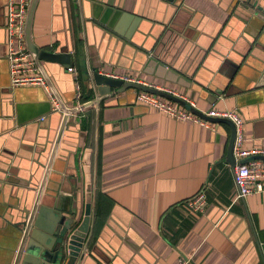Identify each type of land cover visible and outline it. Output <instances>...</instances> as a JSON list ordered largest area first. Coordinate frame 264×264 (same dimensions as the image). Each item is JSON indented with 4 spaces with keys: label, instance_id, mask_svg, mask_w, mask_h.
I'll return each mask as SVG.
<instances>
[{
    "label": "crops",
    "instance_id": "crops-1",
    "mask_svg": "<svg viewBox=\"0 0 264 264\" xmlns=\"http://www.w3.org/2000/svg\"><path fill=\"white\" fill-rule=\"evenodd\" d=\"M108 2L39 0L35 11L34 45L71 55L82 98L96 99L85 74L95 58L101 74L174 91L201 114L237 111L244 148H264V12L252 0H115L129 16L120 30L138 24L130 40L109 33L107 24L122 16L106 13ZM7 26L8 0H0V264H16L26 210L43 186L41 206L77 203L83 218L95 198L82 264H177L181 256L192 264H264V194L236 200L233 130L225 123L174 120L138 103L133 89L80 110L69 67L41 61L65 108L79 109L46 177L65 113L53 111L40 86L10 87ZM144 55L185 86L146 73ZM202 191L205 213H189L182 204Z\"/></svg>",
    "mask_w": 264,
    "mask_h": 264
},
{
    "label": "water",
    "instance_id": "water-1",
    "mask_svg": "<svg viewBox=\"0 0 264 264\" xmlns=\"http://www.w3.org/2000/svg\"><path fill=\"white\" fill-rule=\"evenodd\" d=\"M29 9L26 23V31H25V42L27 50L32 54L35 59L37 65L40 68L41 73L45 76L47 81L50 84V80L45 72V69L41 65V61L48 63H56L61 64L65 67H69L71 65V55L70 54H56L50 53L44 50H40L34 45L32 38L33 31V22L34 15L38 5L39 0H29ZM172 1V0H166ZM107 6L110 10H106L107 12L111 11V16L117 20V18L121 15L122 19L118 20V24L115 23L113 25H109L111 28L109 30L115 32L116 34L122 36L126 40H130L132 35L137 29L138 24L129 25L127 30H125V34L120 30L124 28L125 24L128 23L129 16L128 14L123 13L121 9L117 11V6L115 5V0H109ZM251 7L254 11H263L264 12V0H252ZM113 11V12H112ZM121 11V12H120ZM130 15V14H129ZM261 19L264 21V16H261ZM125 20V24H121V22ZM143 65L147 67L146 73H150L152 69L156 70V77L161 79H166L167 81L176 83L179 82L182 86H185V79L183 77H179L173 70L169 69L168 66L159 62L155 58H149L147 55H144ZM101 67L97 65V60L87 58L86 60V72L85 74L88 76L89 82L92 85V89L96 94V99L94 101H90L85 104V108L97 105L99 107L102 99L113 95V90H116L117 93L126 92L129 89L133 90H141L145 92H149L154 95L161 96L167 100L172 102H176L177 104L187 108L194 113L201 115L198 110L191 108L185 102L180 99L167 94L162 91L154 90L152 88H148L135 83H125L123 80H116L111 77L106 76L105 74H101L99 69ZM264 79V78H262ZM261 85H264V81L260 82ZM51 85V84H50ZM190 87V86H189ZM53 94L59 101L60 107L62 111L65 113L62 126L55 144V148L51 155V159L48 164L46 177L50 171L52 166V161L54 159V155L56 153L57 145L59 144L63 133L65 131L66 125L68 124L69 115L78 112V108L76 109H68L62 104L58 94L55 89L51 85ZM209 122L214 123H225L229 125L232 130V147L231 153L234 159V143L236 138V128L232 124V122L224 119H212L206 118ZM254 159L264 160V156H259ZM246 160L243 163L248 162ZM234 166L236 165V160L234 159ZM96 172H97V162H96ZM96 175V173H95ZM97 175L95 176L96 179ZM46 178L43 182L45 185ZM44 187V186H43ZM43 187H41L39 194L36 197V201L34 202L33 207L26 210V214L24 217V228L22 231V235L20 238V248L18 250L17 262L16 264H20L21 260H23V264H82L83 259L88 253V247L91 242L93 236V227H94V218H95V198L92 202L90 210L86 212V216L81 215L80 209L77 207V203H74L70 209L66 208L64 203L57 204L53 207L49 206H41V194L43 192ZM95 197V191H94ZM91 228V229H90Z\"/></svg>",
    "mask_w": 264,
    "mask_h": 264
},
{
    "label": "built area",
    "instance_id": "built-area-1",
    "mask_svg": "<svg viewBox=\"0 0 264 264\" xmlns=\"http://www.w3.org/2000/svg\"><path fill=\"white\" fill-rule=\"evenodd\" d=\"M29 0H8V66L10 87L23 88L31 86H40L48 94L54 112H61L59 101L53 94L51 85L41 73L32 54L26 48L25 31L29 9ZM68 72L73 74L76 87V98L80 104V110L85 108L82 102V86L79 74L74 67H69ZM116 80H123L125 83H135L154 90L170 94L185 102L191 108L195 105L186 97L167 89H160L154 85L142 82L129 77L108 76ZM136 100L138 103L153 108L161 114H164L180 122H192L203 127H210V122L206 118L224 119L232 122L236 128V138L234 143V158L236 165L234 167V182L237 188L236 200L245 199L249 196L264 194V160L254 159L264 156V148H244V120L237 111L217 110L213 108L206 114L198 115L183 106H175L173 102L149 92L137 90ZM246 160H249L246 163ZM189 213L194 215L204 214L208 206L206 191H202L186 200L182 204ZM177 264H192L190 258L181 256Z\"/></svg>",
    "mask_w": 264,
    "mask_h": 264
},
{
    "label": "trees",
    "instance_id": "trees-1",
    "mask_svg": "<svg viewBox=\"0 0 264 264\" xmlns=\"http://www.w3.org/2000/svg\"><path fill=\"white\" fill-rule=\"evenodd\" d=\"M88 101H90L89 98H87V99L82 98V102H83V103H87ZM86 121H87V120H86ZM85 126H87V123L85 124ZM85 126H84V127H85Z\"/></svg>",
    "mask_w": 264,
    "mask_h": 264
}]
</instances>
